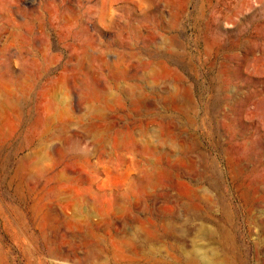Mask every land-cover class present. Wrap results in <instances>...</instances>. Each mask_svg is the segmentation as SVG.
I'll use <instances>...</instances> for the list:
<instances>
[{"label": "rangeland", "instance_id": "374dc122", "mask_svg": "<svg viewBox=\"0 0 264 264\" xmlns=\"http://www.w3.org/2000/svg\"><path fill=\"white\" fill-rule=\"evenodd\" d=\"M194 250L264 264V0H0V264Z\"/></svg>", "mask_w": 264, "mask_h": 264}, {"label": "bare ground", "instance_id": "6f19581e", "mask_svg": "<svg viewBox=\"0 0 264 264\" xmlns=\"http://www.w3.org/2000/svg\"><path fill=\"white\" fill-rule=\"evenodd\" d=\"M205 230L203 231V233L206 232L205 233L206 236H208L210 238V235H211V234H209L210 231H205ZM212 243H213V241H212ZM209 254H210V257H212V258H215L218 256V254L215 252H210ZM184 255L185 256L181 260L185 261L184 262L185 264H202L203 261H204V264H214V261H215L212 258H209V255L206 253H200L198 255L197 252L195 253V250L193 253L191 251L190 252H184ZM164 264H173V263H164ZM223 264H225L224 260H223Z\"/></svg>", "mask_w": 264, "mask_h": 264}]
</instances>
